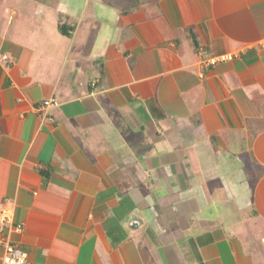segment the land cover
Here are the masks:
<instances>
[{"label":"crops","instance_id":"0c3cea01","mask_svg":"<svg viewBox=\"0 0 264 264\" xmlns=\"http://www.w3.org/2000/svg\"><path fill=\"white\" fill-rule=\"evenodd\" d=\"M263 38L264 0H0V238L264 264Z\"/></svg>","mask_w":264,"mask_h":264},{"label":"built area","instance_id":"2783aa9c","mask_svg":"<svg viewBox=\"0 0 264 264\" xmlns=\"http://www.w3.org/2000/svg\"><path fill=\"white\" fill-rule=\"evenodd\" d=\"M260 47L264 48V38L258 42ZM5 57V56H4ZM52 100L40 103V107L49 105ZM0 220L3 223L11 225L12 229L20 231L22 229L21 223H13L12 210L7 207L0 209ZM0 244L3 246L4 253L0 258V264H35L19 246L12 243L8 236L0 238Z\"/></svg>","mask_w":264,"mask_h":264},{"label":"trees","instance_id":"16d2710c","mask_svg":"<svg viewBox=\"0 0 264 264\" xmlns=\"http://www.w3.org/2000/svg\"><path fill=\"white\" fill-rule=\"evenodd\" d=\"M59 28H60V31H61L62 33H66V31L63 29V26L60 25Z\"/></svg>","mask_w":264,"mask_h":264}]
</instances>
